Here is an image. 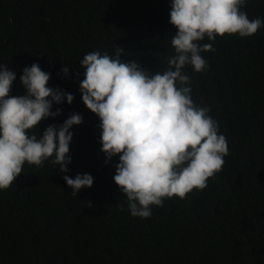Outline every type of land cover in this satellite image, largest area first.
I'll list each match as a JSON object with an SVG mask.
<instances>
[{
  "label": "trees",
  "instance_id": "obj_1",
  "mask_svg": "<svg viewBox=\"0 0 264 264\" xmlns=\"http://www.w3.org/2000/svg\"><path fill=\"white\" fill-rule=\"evenodd\" d=\"M242 10L264 19V0H248ZM169 11V0H0V64L17 77L10 94H25L22 69L37 63L51 74L50 87L74 95L71 105H53L58 116L29 131L38 135L81 114L71 129L67 175L94 178L75 196L51 158L26 162L0 190V264H264V27L250 37L199 41L214 49L202 52L207 68L183 71L193 101L208 106L225 135L228 155L204 189L164 198L148 218L130 214L112 180L118 156L105 163L100 121L81 101L79 61L89 52L114 57L118 45L121 60L166 70L175 54Z\"/></svg>",
  "mask_w": 264,
  "mask_h": 264
},
{
  "label": "clouds",
  "instance_id": "obj_2",
  "mask_svg": "<svg viewBox=\"0 0 264 264\" xmlns=\"http://www.w3.org/2000/svg\"><path fill=\"white\" fill-rule=\"evenodd\" d=\"M248 0H169V23L176 29L171 38L174 55L163 72L151 73L136 60H121L124 49L117 45L115 56L92 51L79 61L83 79L79 92L83 105L100 121V151L105 163L118 156L113 182L127 200L134 217L148 218L152 206H162L164 198H185L194 188L202 190L218 173L228 155V143L208 106L192 99L190 77L185 66L195 72L207 68L202 52L214 50L207 38L238 35L250 37L264 19H249L242 9ZM68 66L61 74L67 76ZM50 73L37 63L25 66L19 77L23 95H12L16 73L0 64V190L9 188L27 162L41 166L51 158L73 195L91 188L89 173L70 177L71 129L83 122L71 113L60 124H49L42 132V120L61 113L53 105H71L74 95L50 87ZM91 207V202H87Z\"/></svg>",
  "mask_w": 264,
  "mask_h": 264
}]
</instances>
